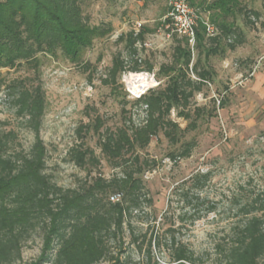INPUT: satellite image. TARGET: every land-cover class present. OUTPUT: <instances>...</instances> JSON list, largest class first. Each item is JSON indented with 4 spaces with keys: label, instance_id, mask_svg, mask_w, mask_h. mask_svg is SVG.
Returning <instances> with one entry per match:
<instances>
[{
    "label": "trees",
    "instance_id": "obj_1",
    "mask_svg": "<svg viewBox=\"0 0 264 264\" xmlns=\"http://www.w3.org/2000/svg\"><path fill=\"white\" fill-rule=\"evenodd\" d=\"M85 1L0 0V71L22 68L37 76L41 56H61L71 65L88 69L90 64L86 66L83 55L96 40L111 35L113 28L110 23L92 24L83 9ZM257 1L264 10V0ZM189 4L194 6L193 1ZM204 4L210 21L197 22L193 47L186 37L172 35L170 61L158 69L165 82L121 105L115 124L108 126L97 113L91 116V112H85L90 119L76 128L78 141L67 155L68 162L85 174L74 186H59L46 173V148L39 138L45 110L39 78L37 84L31 77L0 83L15 115L33 135L32 144L24 151L14 149V131H0V264H18L22 249L35 235L40 237L41 248L30 264H131L129 250L146 259L139 264H158L153 253L162 251L160 235L153 234L152 226L147 237V232L133 225L134 219L139 220L140 214L152 207L143 176L156 163L144 154L152 140L161 136L172 149L168 154L171 160L190 157L195 144L185 141L187 133L196 129L199 120L213 115L192 107L195 95L210 76L208 70L199 69V58L192 63V52L196 49L206 59L222 54L221 40L227 49L235 50L243 44V36L227 19L236 11L249 14L239 0ZM251 14L259 17L256 12ZM207 25L214 28L212 36L206 33ZM147 33L142 28L117 37L115 43L122 49L100 76V85L114 91L123 74L153 72V64L141 55ZM192 73L196 75L194 80ZM172 111L187 122L185 129L172 120ZM89 136L96 139L98 154L87 145ZM102 160L113 171L108 178L100 173ZM198 179L193 186L176 191L184 210L188 207L180 214L179 223L199 221L203 217L199 205L205 213L214 211V206L200 196L207 178ZM114 195H119L116 202L110 200ZM233 201L240 220L214 243L212 264H264V190ZM180 227H176V235ZM166 232L173 234L175 230L170 227ZM165 245V264L202 263L203 254L177 236L175 239L171 235Z\"/></svg>",
    "mask_w": 264,
    "mask_h": 264
},
{
    "label": "rangeland",
    "instance_id": "obj_2",
    "mask_svg": "<svg viewBox=\"0 0 264 264\" xmlns=\"http://www.w3.org/2000/svg\"><path fill=\"white\" fill-rule=\"evenodd\" d=\"M185 1L194 16L195 28L198 21H210V13L204 11V3L211 0ZM190 1H193L194 6L190 7ZM169 2L86 0L83 9L90 16L91 23H110L113 28L111 35L96 40L83 55L86 66L90 64L88 69L71 65L61 56H41L37 76L22 68L0 71V83L4 84L14 78L26 77H31L33 83L37 84L39 78L45 100L39 138L46 148V173L57 185L71 187L85 176L68 162L67 155L78 141L76 128L90 119L86 117V111L91 112V116L94 113L100 115L108 126L115 124L121 105L165 82V78L158 74V69L160 65L169 63L174 44L173 34L168 31L170 23H173L169 16ZM239 2L249 14L244 16V13L236 11L227 22H233L241 32L243 44L230 51L221 40L220 49L223 53L207 59L203 55L199 56L196 49L192 52V63L199 58V69L204 68L210 73L201 92L195 95L192 107L213 115L199 120L196 129L187 133L185 141L195 144L190 157L171 160L168 154L172 149L161 136L152 140L144 154L145 158L149 157L156 163L143 176L152 207L145 209L139 220L134 219L133 225L142 233L147 232V237L152 226L153 234L160 235L162 251L153 253L158 264L168 261L165 242L171 235L175 239L177 236L196 253L203 254L201 264H212L214 243L220 241L228 228L240 220L233 199L264 190V10L257 0ZM251 12H256L259 17L255 18ZM142 28L148 33L141 55L153 64V72L123 74L120 85L114 91L100 85V76L104 75L116 52L122 49L115 43L117 37L121 33ZM139 74L144 75V79L137 82L133 76ZM191 78L194 80L196 75L192 73ZM176 114L175 111L171 112L172 120L185 129L187 122L177 118ZM10 130L17 136L14 149L27 151L33 142V135L15 115L11 99L7 97L4 86H1L0 131ZM95 140L89 136L87 145L98 154ZM101 164L100 173L108 178L113 171L104 160ZM203 176H206L207 181L200 196L214 206V211L205 213V209L199 205L198 210L203 216L199 221L179 223L180 214L187 211L188 207L184 210L176 194L177 189H187L193 186L194 180ZM190 211H193L192 207ZM144 222L149 224V231H146ZM179 224L181 227L176 235ZM170 227L175 230L173 234L166 232ZM40 248V237L35 235L22 249L18 264H30L38 257ZM128 254L131 264L146 263L142 254L132 250Z\"/></svg>",
    "mask_w": 264,
    "mask_h": 264
},
{
    "label": "built area",
    "instance_id": "obj_3",
    "mask_svg": "<svg viewBox=\"0 0 264 264\" xmlns=\"http://www.w3.org/2000/svg\"><path fill=\"white\" fill-rule=\"evenodd\" d=\"M169 5L171 7L169 16L173 19V23H170L171 27L168 29V31L173 35L177 34L179 36L186 37L190 45L193 47L195 43L196 22L194 21L193 14L190 12V8L186 4L185 0H170ZM139 27L140 25H138V28ZM206 33L208 36H212L214 34V28L210 25H207ZM140 95L142 94H139L137 97ZM118 199L119 195H114L110 198L112 202H116Z\"/></svg>",
    "mask_w": 264,
    "mask_h": 264
},
{
    "label": "bare ground",
    "instance_id": "obj_4",
    "mask_svg": "<svg viewBox=\"0 0 264 264\" xmlns=\"http://www.w3.org/2000/svg\"><path fill=\"white\" fill-rule=\"evenodd\" d=\"M132 75V74H131ZM134 79L138 82V81H142L144 79V75H134L133 76Z\"/></svg>",
    "mask_w": 264,
    "mask_h": 264
}]
</instances>
